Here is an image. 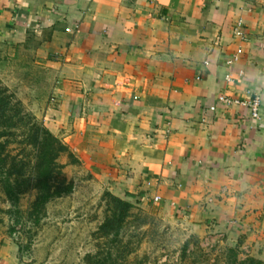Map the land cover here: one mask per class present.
<instances>
[{
  "label": "crops",
  "instance_id": "1",
  "mask_svg": "<svg viewBox=\"0 0 264 264\" xmlns=\"http://www.w3.org/2000/svg\"><path fill=\"white\" fill-rule=\"evenodd\" d=\"M32 31L58 66L35 114L76 164L264 264V0H0V49Z\"/></svg>",
  "mask_w": 264,
  "mask_h": 264
},
{
  "label": "rangeland",
  "instance_id": "2",
  "mask_svg": "<svg viewBox=\"0 0 264 264\" xmlns=\"http://www.w3.org/2000/svg\"><path fill=\"white\" fill-rule=\"evenodd\" d=\"M50 61L34 31L0 49V85L38 121L35 112L58 74ZM12 146L21 154L19 145ZM59 161L73 191L39 211L36 189L12 201L0 186V252L13 246L21 264H262L180 219L117 196L78 166L70 151ZM113 197L133 203L123 218Z\"/></svg>",
  "mask_w": 264,
  "mask_h": 264
},
{
  "label": "trees",
  "instance_id": "3",
  "mask_svg": "<svg viewBox=\"0 0 264 264\" xmlns=\"http://www.w3.org/2000/svg\"><path fill=\"white\" fill-rule=\"evenodd\" d=\"M13 143L20 146L21 154L13 150ZM68 151L42 121L0 85V186L10 200L16 201L21 194L36 189L33 206L39 211L53 198L72 192L74 185L59 161L60 155ZM113 200L122 218L133 206L117 197Z\"/></svg>",
  "mask_w": 264,
  "mask_h": 264
},
{
  "label": "built area",
  "instance_id": "4",
  "mask_svg": "<svg viewBox=\"0 0 264 264\" xmlns=\"http://www.w3.org/2000/svg\"><path fill=\"white\" fill-rule=\"evenodd\" d=\"M70 28H67L69 30ZM234 32L238 36L244 35L243 32L240 29V24L234 27ZM229 78V76H227ZM225 104H233V103H240L237 100L230 99L227 97H221L220 98ZM242 104L246 105L249 110L251 111V115L254 118H260L261 117V107H262V99L261 96L255 95L252 99H249L248 101H242ZM159 196L155 197V200H158Z\"/></svg>",
  "mask_w": 264,
  "mask_h": 264
}]
</instances>
